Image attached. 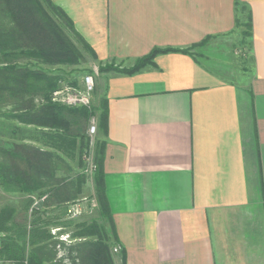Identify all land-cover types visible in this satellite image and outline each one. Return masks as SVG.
<instances>
[{
    "label": "crops",
    "instance_id": "crops-1",
    "mask_svg": "<svg viewBox=\"0 0 264 264\" xmlns=\"http://www.w3.org/2000/svg\"><path fill=\"white\" fill-rule=\"evenodd\" d=\"M52 1L103 67L175 50L133 74H97V133L83 166L101 159L113 264H264V0ZM35 105L0 101V152L57 154L50 172L76 182L80 158L60 153L68 149L36 122ZM94 173L77 199L91 196L97 211ZM52 204L48 242L72 264L71 246L95 237H70L83 215L70 220Z\"/></svg>",
    "mask_w": 264,
    "mask_h": 264
},
{
    "label": "trees",
    "instance_id": "trees-1",
    "mask_svg": "<svg viewBox=\"0 0 264 264\" xmlns=\"http://www.w3.org/2000/svg\"><path fill=\"white\" fill-rule=\"evenodd\" d=\"M174 51L154 50L137 60L129 69L107 64L99 71L133 74L152 64L158 54ZM86 53L93 59L97 58L93 48L76 31L72 20L52 0H0L1 103L6 102L13 109L29 111L38 102V108H35L36 122L53 127L57 131L58 142L62 144L58 147L68 149L60 153L71 160L80 158V166L85 169L83 163L89 155L86 151L90 147V138H86L82 131L85 122L96 115V108H71L53 102V93L63 84V77L36 67L33 63L74 65L83 55L85 58ZM23 60L28 64L21 63ZM70 85L76 87L79 84L73 81ZM100 108L104 120L107 102L103 100ZM46 116H51L52 120L46 122ZM51 155L44 152H0L1 189L6 193L27 196L19 208L6 206L0 209V231L4 234L1 260L8 264H62L61 259L55 260L57 252L52 248H56L57 242H48L53 238L48 226L56 225V222L45 219V208L56 203L54 212L65 215L68 205L79 201L80 186L87 174L84 171V174L76 175V182L58 179L55 165L52 172L48 166L50 156L52 164L59 156ZM95 164L97 169L93 180L96 185L95 197L99 203L96 211L98 218L91 224L77 225L78 230L70 236L77 238L84 235L87 239H95L71 246L69 254L72 264H78L77 260L79 264H113L109 232H106L105 227L108 223L113 228V222L102 188L99 156L95 157ZM45 195L48 198L39 209H32L35 199ZM123 264H126L125 258Z\"/></svg>",
    "mask_w": 264,
    "mask_h": 264
},
{
    "label": "built area",
    "instance_id": "built-area-1",
    "mask_svg": "<svg viewBox=\"0 0 264 264\" xmlns=\"http://www.w3.org/2000/svg\"><path fill=\"white\" fill-rule=\"evenodd\" d=\"M94 92H95V79L91 75H86L82 78L81 83L76 87L67 84H62V86L53 93L52 100L53 102L59 103L67 107H71V108L84 107L91 110L93 106ZM96 133H97V121L96 118L92 117L88 129L90 145L93 144ZM86 162H87V168L85 169V173L87 175H91L96 171L97 166L89 158L86 160ZM47 198H48L47 195L42 196L41 198H36L35 203L32 206V209L37 208ZM87 201L88 200L86 198L83 199L82 201L69 204L66 213L68 219L75 220L79 218L85 212V207L83 203ZM91 201H88L91 202L90 208L95 210L97 208V202L96 200H94V198ZM3 237L4 234L0 231V256L3 247ZM113 251L114 253H119L121 251V247L116 246ZM0 264H5V262L1 260V258H0Z\"/></svg>",
    "mask_w": 264,
    "mask_h": 264
},
{
    "label": "rangeland",
    "instance_id": "rangeland-1",
    "mask_svg": "<svg viewBox=\"0 0 264 264\" xmlns=\"http://www.w3.org/2000/svg\"><path fill=\"white\" fill-rule=\"evenodd\" d=\"M238 53L240 52H237V54ZM83 58H84V55H83ZM83 58L74 65H66V64L47 65V64H39V63L38 64L33 63V64L36 67H39L45 71L53 72L54 74H60L64 79L63 84H67V85H70V82H73V81H77L78 84H80L79 82L84 76L91 75L95 79V93H96L97 78H98L97 74L100 73L99 70L103 66L97 60L98 58L93 59L91 58L90 55H87V53L85 54V58L84 59ZM21 63L28 64L26 60L21 61ZM87 198H88L87 199L88 201H91L93 199L91 196ZM26 199H27V196H22L20 194L6 193L0 187V209L6 206L19 208L22 202H24V200ZM82 215L83 217L81 219V222L84 221L85 224H91L94 220H97L98 218L96 210L91 209L90 207L85 208V213H83Z\"/></svg>",
    "mask_w": 264,
    "mask_h": 264
}]
</instances>
